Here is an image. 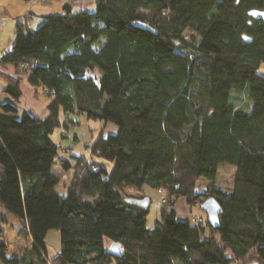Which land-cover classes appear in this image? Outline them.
<instances>
[{
	"label": "trees",
	"instance_id": "1",
	"mask_svg": "<svg viewBox=\"0 0 264 264\" xmlns=\"http://www.w3.org/2000/svg\"><path fill=\"white\" fill-rule=\"evenodd\" d=\"M94 8L65 5L34 29L28 18L19 22L0 56L4 93L21 99L22 72L50 99L32 128L15 129L0 114V207L31 241L17 264H264V25L248 15L263 11L264 0H96ZM7 65L17 73L3 72ZM72 115L117 126L91 146L112 162L109 172L95 160L59 157L51 135L66 137ZM12 151L33 155L17 168ZM55 164L71 171L64 196ZM227 164L235 167L232 189L199 194L221 207L218 228L207 223L202 238V227L168 207L180 198L201 203L188 195L195 179L213 181ZM126 179L164 191L151 228V200ZM143 198L149 207L132 203ZM51 229L59 251L48 260ZM104 239L119 245V257Z\"/></svg>",
	"mask_w": 264,
	"mask_h": 264
},
{
	"label": "rangeland",
	"instance_id": "2",
	"mask_svg": "<svg viewBox=\"0 0 264 264\" xmlns=\"http://www.w3.org/2000/svg\"><path fill=\"white\" fill-rule=\"evenodd\" d=\"M94 7L95 6H93L92 10L95 9ZM96 72L99 74L98 70ZM258 72L264 73L263 63L260 64ZM71 118L76 123L72 124L69 130L64 134L66 137L59 138L61 142L59 151L61 154H63L64 160H67L69 163H73L75 161V157H83L87 160H95L103 168H105L107 172H109L112 167V162L93 155L91 152V146L98 134H102L103 136L116 134L118 130L117 126L112 122L88 118L86 115H72ZM67 150L69 152H66ZM14 154V160L17 164V161L21 158L20 156L22 153L15 151ZM52 171L53 173L58 174L59 168L57 166H53ZM68 172L69 174H66L65 177H61L58 185L56 186V191L61 196L66 194L65 187H67V185H69L71 182V171ZM217 172V176L213 181H209L207 179L205 180L204 178H196L194 181L193 191L191 194L188 192V195H197L198 198L203 199V196L199 194H203L209 186H212L215 189L219 188L224 192H229L234 184L233 179L235 175V167L229 164L222 165L219 166ZM125 183L131 191H136L141 195L145 194L151 200L146 224L148 228H151L154 221L159 217L161 210L160 195H158L155 190H152L146 186L140 187L136 181L126 179ZM181 201L183 202L184 199H181L176 204L177 206L173 204L172 206H169L168 209L173 210L176 207V211L183 215V212H186V208ZM186 203L188 204V202ZM171 207H173V209ZM19 226V220L14 215L8 213L5 209L0 207V233L5 234V240L7 244V251L5 252V255L9 258V260L14 257L15 251L20 253L24 247L30 245V240L27 237L18 235ZM44 244L49 257L56 255V253L59 251V232L55 229L48 230L44 239ZM110 244L111 242L108 239H104L105 248H109Z\"/></svg>",
	"mask_w": 264,
	"mask_h": 264
},
{
	"label": "crops",
	"instance_id": "3",
	"mask_svg": "<svg viewBox=\"0 0 264 264\" xmlns=\"http://www.w3.org/2000/svg\"><path fill=\"white\" fill-rule=\"evenodd\" d=\"M95 3L96 0H46L42 3H31L29 0H0V56L11 47L16 34L17 24L19 22H24L28 18L27 26L34 29L40 24L41 16L61 13L63 11V6L65 5L72 7L73 10L87 9L91 11L93 6H95ZM1 70L8 74L17 73L16 67L12 65H7ZM96 71L97 69H94L93 74L94 76L99 77L100 73L98 72L99 74H97ZM19 76L20 88L22 90V97L19 101L13 100L9 95L3 92L4 83L0 80V114L9 116L11 126L15 129L32 128L35 125L34 118L43 115L50 99L43 97L35 91V88L27 82L26 74L20 72ZM62 134V130L56 129L51 135L52 141L58 146V148L61 146L59 138L62 137ZM14 152L15 151L11 152V157L17 168L33 155L31 152L22 153L20 156L21 158L16 164V161L14 160ZM66 152L69 151L67 150ZM59 157L64 159V156L61 153ZM54 166L59 168V173L57 174L59 175V180L61 177H65L66 174H69V172L62 171L58 164H55ZM136 183L138 182L136 181ZM155 192L157 193V191ZM27 238L30 240L29 237ZM0 244L4 245V248L0 249V264H17L23 249L30 246L27 245L24 247L20 253L15 251L14 257L9 260L5 255V252L7 251L5 234L0 233ZM46 257L48 260L53 258L48 256L47 250Z\"/></svg>",
	"mask_w": 264,
	"mask_h": 264
},
{
	"label": "water",
	"instance_id": "4",
	"mask_svg": "<svg viewBox=\"0 0 264 264\" xmlns=\"http://www.w3.org/2000/svg\"><path fill=\"white\" fill-rule=\"evenodd\" d=\"M248 15L252 19H257V20L262 21L263 25H264V10L261 11V10L253 9V10H250L248 12ZM133 26L141 28V29L149 30V31L155 33L153 30H151L146 25L138 23V22L133 23ZM242 39L243 40L245 39L247 42H251L250 39L245 35L243 36ZM132 203L141 207V208H147V207H149V204H150L148 198L133 199ZM199 206H200V209L207 216L208 225L214 229L218 228L219 217H220L219 215L221 213V207L216 202V200L213 197L209 196V197H207V199H203V201L200 203ZM106 251L113 258H117L121 254V249L117 243H111L109 248L106 249Z\"/></svg>",
	"mask_w": 264,
	"mask_h": 264
},
{
	"label": "built area",
	"instance_id": "5",
	"mask_svg": "<svg viewBox=\"0 0 264 264\" xmlns=\"http://www.w3.org/2000/svg\"><path fill=\"white\" fill-rule=\"evenodd\" d=\"M29 1L31 3H42L43 1H46V0H29ZM21 69L25 70L26 69V65L23 64L21 66ZM41 95L43 97H46L48 95V93L44 92ZM59 154H60V151H59ZM93 170L95 171L96 169H93ZM68 186L65 187V190H67ZM157 191L161 195L160 202L161 203H165L166 197H165L164 191L162 189H158ZM181 199H183V198H180L177 201H175L174 205H176ZM185 201H186V199L183 202L181 201L184 204L185 208H186L185 209L186 212H183V215H181L179 212L176 211V207L174 209H173V207H171L173 209V211H175V214L177 212L176 218H178L179 220L182 219V221H185V222L187 221L190 224V226H192L194 228L202 227L203 228V233L201 234V236H202V238H206L207 234H208L209 227H207V216L200 209V206H199L200 203L196 202V203H194L192 205H189ZM180 216H182V217H180Z\"/></svg>",
	"mask_w": 264,
	"mask_h": 264
}]
</instances>
